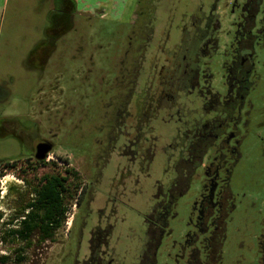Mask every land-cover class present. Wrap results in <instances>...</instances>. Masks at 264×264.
Returning a JSON list of instances; mask_svg holds the SVG:
<instances>
[{
    "label": "flooded vegetation",
    "instance_id": "af4514ba",
    "mask_svg": "<svg viewBox=\"0 0 264 264\" xmlns=\"http://www.w3.org/2000/svg\"><path fill=\"white\" fill-rule=\"evenodd\" d=\"M218 2L211 0L207 11L181 21L170 51H164L170 29L139 26L137 47L130 49L136 55L119 61L109 129L85 168L45 138H38L27 156L0 163V180L10 173L21 184L0 191V229L7 234L0 232V247L8 249L0 251V264H52L60 253L71 254L72 264H157L171 233L169 220L199 172L200 188L191 198L188 229L174 260L215 261L233 208L229 179L238 161V127L255 83L254 48L264 43L257 29L244 38L235 14L223 48L222 92L212 88L208 64L220 49V23L213 14ZM242 2L231 0L229 12L242 9ZM193 14L198 22L189 20ZM39 144L44 146L38 149ZM51 184L54 200L61 201L53 234L46 222L51 199L44 195ZM78 213L83 214L79 227ZM20 229L27 232L18 234ZM59 230L63 236L52 241ZM260 236L258 264H264V232ZM52 245L57 249L49 257Z\"/></svg>",
    "mask_w": 264,
    "mask_h": 264
},
{
    "label": "rangeland",
    "instance_id": "374dc122",
    "mask_svg": "<svg viewBox=\"0 0 264 264\" xmlns=\"http://www.w3.org/2000/svg\"><path fill=\"white\" fill-rule=\"evenodd\" d=\"M210 1L3 0L0 161L27 156L36 140L45 138L57 152L85 168L96 141L109 129L107 116L115 107L114 83L119 79V61L125 54L129 62L136 55L130 49L137 47L139 26L150 23L159 32L170 29L169 43L164 49L170 51L175 42L172 34L178 32L181 21L192 12L207 11ZM230 2L219 0L213 10L220 23V49L212 55L208 66L212 73L211 87L219 92H222L223 48L232 34L237 14V10L229 12ZM191 19L197 21V15L193 14ZM151 48L156 50L153 42ZM43 59L45 65H39L38 70L26 66L30 61L42 63ZM253 62L255 83L247 95L250 106L244 107L238 127L240 157L229 179L233 208L225 219L219 264H258L259 237L264 229V43L255 46ZM158 169L157 166L155 176ZM198 174L184 200L179 201L176 216L169 220L171 233L160 246L157 264H175L177 248L188 229L191 198L200 188L201 173ZM9 183L21 186L8 173L0 182V191L4 192ZM145 190L146 193L151 190L150 183ZM82 215H77L78 227ZM63 234L62 230L57 231L52 241ZM18 242L20 245L21 240ZM56 249L52 245L49 257H53ZM1 250L8 251L0 247ZM71 257L60 253L52 264H72ZM43 262L34 260V264Z\"/></svg>",
    "mask_w": 264,
    "mask_h": 264
},
{
    "label": "trees",
    "instance_id": "16d2710c",
    "mask_svg": "<svg viewBox=\"0 0 264 264\" xmlns=\"http://www.w3.org/2000/svg\"><path fill=\"white\" fill-rule=\"evenodd\" d=\"M241 7H242V9L237 11V19L239 20V22L241 21L243 23L244 28L241 32L242 36L244 38L248 34L251 36V34H254V30L257 29L259 37L264 40V0H243V2L241 3ZM41 43L43 44L44 40H42ZM39 47L40 46H38L37 48H39ZM44 59H43V61L45 62ZM239 157H240V154L238 152L236 159L238 160ZM1 162L2 161H0V163ZM41 193H45V192L41 191ZM54 193H55L54 192V184H51V193L46 192L44 194L45 196L48 195L51 199L50 200L51 211H50L47 219L45 217H42L40 219V221L41 220L43 221V218H45L46 222H49V230H50L49 234H53V230L59 224V218L55 217V214H56L55 212L57 211V208L60 207L61 201L59 202V201L54 200L55 199ZM56 206H57V208L55 209ZM25 232H27L26 229H20L18 231V234L19 233H25ZM263 232H264V229H263L262 233ZM261 237L262 236H260V238ZM220 247L221 246H219L218 249L216 250L217 258L215 259V261H212L211 264H219L220 263V260H219V249H220Z\"/></svg>",
    "mask_w": 264,
    "mask_h": 264
},
{
    "label": "crops",
    "instance_id": "0c3cea01",
    "mask_svg": "<svg viewBox=\"0 0 264 264\" xmlns=\"http://www.w3.org/2000/svg\"><path fill=\"white\" fill-rule=\"evenodd\" d=\"M2 4H3V0H0V8H1V6H2ZM42 41V40H41ZM28 62V61H27ZM45 65V62L44 61H42V63H41V61L38 63V62H36V63H32L31 61H30V63H28L26 66H27V68H29V69H32V70H38V66L39 65Z\"/></svg>",
    "mask_w": 264,
    "mask_h": 264
},
{
    "label": "water",
    "instance_id": "95a60500",
    "mask_svg": "<svg viewBox=\"0 0 264 264\" xmlns=\"http://www.w3.org/2000/svg\"><path fill=\"white\" fill-rule=\"evenodd\" d=\"M41 146H44V144H39V145H38V149H40L39 147H41ZM43 151H45V150H43ZM37 157L40 158L41 155H37ZM184 237H185V236H184ZM182 242H183V241H182ZM183 243H184V242H183Z\"/></svg>",
    "mask_w": 264,
    "mask_h": 264
},
{
    "label": "built area",
    "instance_id": "2783aa9c",
    "mask_svg": "<svg viewBox=\"0 0 264 264\" xmlns=\"http://www.w3.org/2000/svg\"><path fill=\"white\" fill-rule=\"evenodd\" d=\"M0 182H1V180H0ZM0 194H2V193L0 192Z\"/></svg>",
    "mask_w": 264,
    "mask_h": 264
}]
</instances>
